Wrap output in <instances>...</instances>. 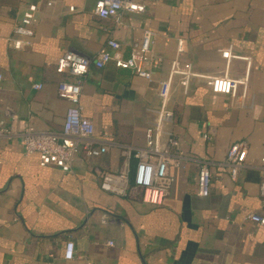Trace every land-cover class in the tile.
I'll use <instances>...</instances> for the list:
<instances>
[{"label": "crops", "instance_id": "1", "mask_svg": "<svg viewBox=\"0 0 264 264\" xmlns=\"http://www.w3.org/2000/svg\"><path fill=\"white\" fill-rule=\"evenodd\" d=\"M96 1L0 0V123L16 132L25 124L62 131L70 104L58 97V84L72 78L56 65L67 52L93 59L115 40L128 57L150 30L153 56L163 59L151 81L114 63L90 68L83 115L95 126L96 146L108 152L98 159L77 154L69 173L40 167L19 137H0V264H264V227L248 219L264 215V0H147L146 13L123 12L119 22L96 16ZM32 3L40 6L35 36L14 50L9 38ZM226 50L240 58L227 63ZM174 60L200 76L247 78L246 96L214 94L201 77L187 90L174 82L167 131L179 141L181 165L169 168L175 182L163 204L151 207L133 186V154L145 145L159 83ZM238 142L248 145V155L232 181L225 162ZM203 162L212 180L208 197L196 182ZM124 170L130 179L124 195L101 189L99 171ZM68 242L71 261L64 257Z\"/></svg>", "mask_w": 264, "mask_h": 264}, {"label": "built area", "instance_id": "2", "mask_svg": "<svg viewBox=\"0 0 264 264\" xmlns=\"http://www.w3.org/2000/svg\"><path fill=\"white\" fill-rule=\"evenodd\" d=\"M147 0H97L94 14L101 19H116L123 12L144 14L147 11ZM51 7L52 2L48 1ZM74 11V7L70 8ZM40 12L38 4H29L24 10L18 24L13 28L9 42L14 50H23L29 45L35 36L34 24ZM154 33L144 30L139 42H133L128 57H124L122 46L115 40L108 42L110 50L100 52L95 58L89 59L67 52L61 56L56 65L59 75H66L72 80H64L58 84V97L69 102L65 121L60 133H52L37 130L30 124H25L21 132H16L12 127L0 123V137H19L22 141L26 156L37 155L40 167L54 166L64 173L72 171L77 154L82 153L88 159H98L108 152L106 146H96L95 126L93 122L83 115L81 95L83 79L88 75L90 68L102 69L110 63L117 68L133 72L138 77L151 81L153 68L158 67L163 59L155 58L152 52ZM185 51V41L179 39L177 52ZM222 57L227 63L239 56H233L230 50L222 52ZM240 58V57H239ZM205 79L214 94L226 95L232 98L246 96L247 78L236 80L229 76L228 72L222 76H200L195 74L190 64L182 65L179 60L171 62L168 77L159 83L158 96L160 100L156 119L145 131V145L133 154L137 161L133 175V186L141 194L143 203L151 207H159L163 204L172 185L175 182L169 174V168L181 165L182 153L177 138L172 136L167 127L173 122L174 114L170 107V98L173 84H178L187 90L193 78ZM3 76L0 73V84ZM35 89H41V85H34ZM240 88L242 91L240 92ZM14 119V118H13ZM210 139V135L205 136ZM248 155V145L245 142L233 144L226 156V166L232 181H236L245 165ZM264 169V153L260 159ZM101 181V189L105 192L124 195L130 183L127 170L119 174L110 172H98ZM211 174L207 162H203L199 168L196 182L198 194L208 197L211 193ZM264 196V182L261 185ZM248 219L264 227V215L251 214ZM106 222V220H105ZM113 245L112 243H110ZM64 257L71 261L74 259V244H66Z\"/></svg>", "mask_w": 264, "mask_h": 264}]
</instances>
